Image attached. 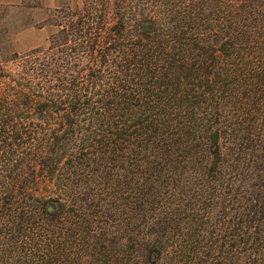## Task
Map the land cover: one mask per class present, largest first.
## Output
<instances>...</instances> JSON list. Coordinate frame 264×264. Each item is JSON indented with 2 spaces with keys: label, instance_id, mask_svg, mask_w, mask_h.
Returning a JSON list of instances; mask_svg holds the SVG:
<instances>
[{
  "label": "trees",
  "instance_id": "obj_1",
  "mask_svg": "<svg viewBox=\"0 0 264 264\" xmlns=\"http://www.w3.org/2000/svg\"><path fill=\"white\" fill-rule=\"evenodd\" d=\"M55 18L0 71V264H264V0Z\"/></svg>",
  "mask_w": 264,
  "mask_h": 264
},
{
  "label": "rangeland",
  "instance_id": "obj_2",
  "mask_svg": "<svg viewBox=\"0 0 264 264\" xmlns=\"http://www.w3.org/2000/svg\"><path fill=\"white\" fill-rule=\"evenodd\" d=\"M41 3V0H29L20 9L0 6V71L6 76L20 74L21 57L34 50L48 49L50 37L58 31L55 26L57 10L68 7L74 10L83 6V0H62L55 8L42 7ZM31 7L36 9L30 10ZM19 31L20 52L15 41Z\"/></svg>",
  "mask_w": 264,
  "mask_h": 264
},
{
  "label": "crops",
  "instance_id": "obj_3",
  "mask_svg": "<svg viewBox=\"0 0 264 264\" xmlns=\"http://www.w3.org/2000/svg\"><path fill=\"white\" fill-rule=\"evenodd\" d=\"M42 7L55 8L60 6L62 0H41ZM64 2V1H63ZM29 3V0H0V6H6L10 8H19L20 6H24ZM30 10H35L36 8H29ZM26 33V32H25ZM30 33V32H29ZM15 41L17 43V51L20 52V31L17 33L15 37Z\"/></svg>",
  "mask_w": 264,
  "mask_h": 264
}]
</instances>
